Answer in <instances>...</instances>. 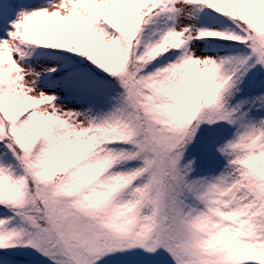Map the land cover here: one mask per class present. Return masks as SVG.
<instances>
[{
  "label": "snow or ice",
  "instance_id": "obj_1",
  "mask_svg": "<svg viewBox=\"0 0 264 264\" xmlns=\"http://www.w3.org/2000/svg\"><path fill=\"white\" fill-rule=\"evenodd\" d=\"M0 264H264V0H0Z\"/></svg>",
  "mask_w": 264,
  "mask_h": 264
},
{
  "label": "rangeland",
  "instance_id": "obj_2",
  "mask_svg": "<svg viewBox=\"0 0 264 264\" xmlns=\"http://www.w3.org/2000/svg\"><path fill=\"white\" fill-rule=\"evenodd\" d=\"M199 54V53H198Z\"/></svg>",
  "mask_w": 264,
  "mask_h": 264
}]
</instances>
